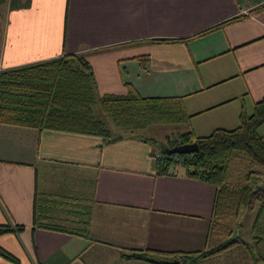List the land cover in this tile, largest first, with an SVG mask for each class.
Segmentation results:
<instances>
[{
  "label": "crops",
  "instance_id": "1",
  "mask_svg": "<svg viewBox=\"0 0 264 264\" xmlns=\"http://www.w3.org/2000/svg\"><path fill=\"white\" fill-rule=\"evenodd\" d=\"M263 5L1 0L0 71L82 54L97 97L131 90L179 98L190 117L183 132L205 137L236 128L239 113L250 115L264 97ZM256 133L264 144V122ZM158 158L142 138L104 143L0 125V226L12 229L0 235V249L16 260L0 264H153L122 258L134 251L161 264L202 253L215 189L182 169L157 174ZM231 257L197 264H229Z\"/></svg>",
  "mask_w": 264,
  "mask_h": 264
},
{
  "label": "trees",
  "instance_id": "2",
  "mask_svg": "<svg viewBox=\"0 0 264 264\" xmlns=\"http://www.w3.org/2000/svg\"><path fill=\"white\" fill-rule=\"evenodd\" d=\"M263 8L264 5L258 10ZM95 107L105 121L94 114ZM189 118L179 98H140L131 90L125 96L97 97L91 67L82 54L62 55L0 71V125L93 136L110 143L124 136L135 138L134 132L153 124L187 127ZM263 122L264 97L254 104L250 115L239 113L238 126L232 130L217 129L200 138L186 131L169 139L168 148L194 143L196 153L164 155L154 161L159 175L178 165L187 178L215 189L206 248L194 258L180 254L179 264H197L198 260L221 253L231 254L234 264H264V190L234 187L230 172L233 164L246 166L249 172L245 178L264 171V144L256 133ZM108 123L121 132L113 137ZM255 206L249 240L243 241L240 228L231 229L228 223L238 218L242 208L252 211ZM38 208L34 205V222ZM11 231L8 225L0 226V235ZM0 258L16 262L1 249ZM122 258L160 264L138 251Z\"/></svg>",
  "mask_w": 264,
  "mask_h": 264
},
{
  "label": "rangeland",
  "instance_id": "3",
  "mask_svg": "<svg viewBox=\"0 0 264 264\" xmlns=\"http://www.w3.org/2000/svg\"><path fill=\"white\" fill-rule=\"evenodd\" d=\"M5 6H0V33L3 27L4 17H5ZM95 115H98L104 121L106 120L102 114L99 112V110L95 107L93 110ZM109 128L111 129L113 137L116 136L121 132L118 128L112 127L110 123H108ZM187 128L183 126H170V125H161V124H153L147 129L143 131H136L134 132V136L137 138H142L145 141H148L152 147V151L154 154L164 156V150L168 149L170 146L169 139H176V135L180 134ZM170 171H177L180 173L181 169L178 165L173 166L170 168ZM231 172V183L235 187L238 186H249L252 189H263L264 190V171L259 172V170L256 172L257 176H249L248 178H245L249 170L246 168V166H240V165H231L230 167ZM237 187V186H236ZM255 209L252 211H248L245 208H242L240 210V213L238 215L237 219H232L228 223V226L231 229H235L236 227L240 228L239 236L243 241L249 240V234L248 230L249 227L252 225V222L255 218ZM234 257L232 256L231 259L228 261L229 264H234Z\"/></svg>",
  "mask_w": 264,
  "mask_h": 264
},
{
  "label": "water",
  "instance_id": "4",
  "mask_svg": "<svg viewBox=\"0 0 264 264\" xmlns=\"http://www.w3.org/2000/svg\"><path fill=\"white\" fill-rule=\"evenodd\" d=\"M197 152V147L194 143L191 144H183L174 146L172 148H168L164 150V154L169 155H187V154H193ZM235 236L237 237V232L235 233ZM161 264H179L177 260H171V261H163Z\"/></svg>",
  "mask_w": 264,
  "mask_h": 264
}]
</instances>
